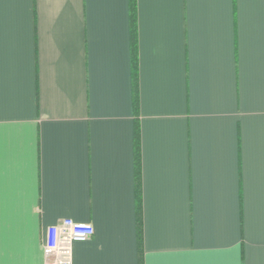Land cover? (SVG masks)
Returning <instances> with one entry per match:
<instances>
[{"label":"crops","instance_id":"crops-1","mask_svg":"<svg viewBox=\"0 0 264 264\" xmlns=\"http://www.w3.org/2000/svg\"><path fill=\"white\" fill-rule=\"evenodd\" d=\"M264 264V0H0V264Z\"/></svg>","mask_w":264,"mask_h":264},{"label":"built area","instance_id":"built-area-1","mask_svg":"<svg viewBox=\"0 0 264 264\" xmlns=\"http://www.w3.org/2000/svg\"><path fill=\"white\" fill-rule=\"evenodd\" d=\"M93 235L90 223L75 222L65 218L47 227L42 245L46 264H72V244L85 241Z\"/></svg>","mask_w":264,"mask_h":264}]
</instances>
